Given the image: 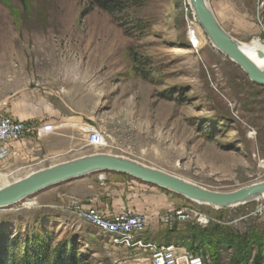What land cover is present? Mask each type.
Listing matches in <instances>:
<instances>
[{
    "label": "rangeland",
    "instance_id": "obj_1",
    "mask_svg": "<svg viewBox=\"0 0 264 264\" xmlns=\"http://www.w3.org/2000/svg\"><path fill=\"white\" fill-rule=\"evenodd\" d=\"M144 1L131 13L133 35H128L114 17L88 1L0 0V112L18 101L29 112L62 114L76 139L87 137L83 127L95 126L107 146L90 147L88 155L119 156L211 191L233 192L264 182V86L214 46L199 20L206 45L192 46L189 23L195 12L188 0ZM208 6L236 42L264 44V0H209ZM96 24H104V32ZM27 123L39 127L46 121ZM81 154H45L43 163L31 162L14 173L0 166V188ZM104 173L85 177L99 179ZM58 189L0 210V240L10 247L43 236L54 246L75 249L83 264H150L144 250L115 247L63 208L53 193ZM150 189L168 197L173 210L197 209L210 222L177 224L161 230L157 241L146 230V242L174 245L184 255L202 245L205 231L217 227L223 235L218 263L252 264L255 247L264 242V197L216 209ZM248 240L250 257L236 250V242L241 246ZM202 246L197 255L216 264L217 256Z\"/></svg>",
    "mask_w": 264,
    "mask_h": 264
},
{
    "label": "crops",
    "instance_id": "obj_2",
    "mask_svg": "<svg viewBox=\"0 0 264 264\" xmlns=\"http://www.w3.org/2000/svg\"><path fill=\"white\" fill-rule=\"evenodd\" d=\"M221 1L224 3L232 2V0ZM20 105L18 101H15L13 107L2 110L0 116H13L14 119L23 122L46 121L47 125L55 124V130L46 134L42 138V143L37 142L38 138L35 133H30L21 142L13 143L10 147L9 157L0 161L2 169H8L10 173H14L26 168L31 162L43 163V158L47 156L61 157L73 151L81 152L80 157L89 156L87 150L90 146L87 144V137L76 139L71 133L72 129L63 124L64 120L60 118L62 114L60 117L52 113L43 115L24 110ZM45 154L47 156H44ZM102 176L105 180H101ZM56 186L60 189L53 193L59 197V203L62 207L66 206L72 199L86 204L93 200L94 206L107 216H115L124 211H131L144 216L147 220L146 230L148 232L146 236L151 240H159L161 230L171 231L174 229L173 227L168 228L162 222V216L173 210L172 201L168 197H159L152 193L150 188H155V186L138 181L129 175L105 172L99 179L82 177Z\"/></svg>",
    "mask_w": 264,
    "mask_h": 264
},
{
    "label": "water",
    "instance_id": "obj_3",
    "mask_svg": "<svg viewBox=\"0 0 264 264\" xmlns=\"http://www.w3.org/2000/svg\"><path fill=\"white\" fill-rule=\"evenodd\" d=\"M191 4L214 46L239 65L252 82L264 86V71L252 62L242 52L238 43L222 29L206 0H191ZM95 172L129 175L138 181L181 194L193 202L216 209L238 207L247 204L252 198L264 196V182L233 192H217L195 186L160 170L143 167L119 156L92 154L31 172L24 178L0 188V210L16 205L50 187Z\"/></svg>",
    "mask_w": 264,
    "mask_h": 264
},
{
    "label": "built area",
    "instance_id": "obj_4",
    "mask_svg": "<svg viewBox=\"0 0 264 264\" xmlns=\"http://www.w3.org/2000/svg\"><path fill=\"white\" fill-rule=\"evenodd\" d=\"M192 46L197 49L193 40ZM54 130L55 126L52 124L31 127L27 122L18 121L13 117H1L0 161H4L9 157L10 147L13 143L23 141L30 133H35L37 138L42 139ZM86 134L88 146L100 148L107 146L105 134L97 127L88 125ZM101 180H105L103 176ZM194 203L199 206L202 205ZM94 205L93 200L86 204L72 199L63 208L90 224L101 235L108 237L115 247L144 250L149 255L150 264H208L203 257L189 251L185 252L184 255L180 254L174 245L160 246L146 242L144 235L147 220L144 216L131 211H124L115 216H107ZM190 221H197L202 226H207L210 222L205 215L190 207L174 209L162 216L163 224L169 227H175L177 224Z\"/></svg>",
    "mask_w": 264,
    "mask_h": 264
},
{
    "label": "trees",
    "instance_id": "obj_5",
    "mask_svg": "<svg viewBox=\"0 0 264 264\" xmlns=\"http://www.w3.org/2000/svg\"><path fill=\"white\" fill-rule=\"evenodd\" d=\"M88 1L93 8H98L118 22L119 26L125 30L128 35H133L129 27L131 13L133 9L142 7L144 0H80ZM223 235L219 233V228L215 227L213 231H205L202 234L201 244L208 246L214 256L221 247ZM14 246H8L0 240V264H83L77 258L75 249L68 245L57 244L46 237H35L28 239L23 244L13 243ZM200 245V247H203ZM236 242V250L240 255L252 254V242H244L241 246ZM200 247L191 246L190 251L197 254ZM256 255L252 259V264H264V242H259L255 247ZM216 254V255H215ZM219 264L218 256L215 259Z\"/></svg>",
    "mask_w": 264,
    "mask_h": 264
},
{
    "label": "bare ground",
    "instance_id": "obj_6",
    "mask_svg": "<svg viewBox=\"0 0 264 264\" xmlns=\"http://www.w3.org/2000/svg\"><path fill=\"white\" fill-rule=\"evenodd\" d=\"M188 2H189V4H191V0H188ZM208 2H209V0H206L207 5H208ZM191 6H192V4H191ZM193 16H194V19H192V22L189 23V25H190V27H189V36L191 38V43H192V40L195 39L196 42L198 43V45H196V47L198 49L199 48L201 49V48H203L206 45V39L204 38V36L202 34V30L203 29L200 27V25H198V19H197L196 13H193ZM103 25L102 24H96L95 25V29H97V30H99L101 32L102 31L104 32L103 29H105V27ZM193 43H195V42H193ZM238 46L240 47L242 52L252 62H254L262 71H264V44L261 41L256 40V41L252 42L251 44L238 43ZM82 131L86 133L87 132V128L83 127ZM160 161L163 162L164 164H166L169 167L172 166V162H166V160H163V159H161ZM31 205H33V204H30V206Z\"/></svg>",
    "mask_w": 264,
    "mask_h": 264
}]
</instances>
